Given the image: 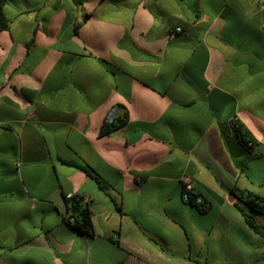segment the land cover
Here are the masks:
<instances>
[{"label":"crops","instance_id":"obj_1","mask_svg":"<svg viewBox=\"0 0 264 264\" xmlns=\"http://www.w3.org/2000/svg\"><path fill=\"white\" fill-rule=\"evenodd\" d=\"M3 13L0 264H264L238 210L264 225L243 204L264 199L249 168L264 163V0H6ZM183 175L205 209L182 202ZM67 195L90 199V238L64 223Z\"/></svg>","mask_w":264,"mask_h":264},{"label":"trees","instance_id":"obj_2","mask_svg":"<svg viewBox=\"0 0 264 264\" xmlns=\"http://www.w3.org/2000/svg\"><path fill=\"white\" fill-rule=\"evenodd\" d=\"M5 3L6 0H0V33L8 29V21L6 20L3 13V8ZM77 30L78 27H76L75 33H77ZM123 123L124 122L120 118H117L116 122L114 121L112 123H106L102 125L99 130L98 136L104 137L109 135L119 126H121ZM229 128H230L231 136L235 138L242 147L248 150L253 147L255 141L251 138L250 134L246 130H244V128L239 123L233 122L230 124ZM248 144H250L251 146L249 147ZM63 162L64 164L70 167H75L81 170L89 178L94 179L96 182H98V178H99L98 175L89 166L72 161H63ZM246 196L249 200L243 202L244 206L253 213L264 215V199L257 195H253L251 193H248ZM64 203L67 213L74 220V225H70L68 219H65L64 223L69 227H71L76 232L80 233L81 235L90 238L92 236V225L90 222V211L88 207L81 203V199L77 195L72 196L70 199L64 197ZM203 204H204L203 209H205L204 201ZM238 210L241 216L243 217L248 228L255 234L261 236L262 239L264 240V225L258 223L254 218V216L249 212H246L240 208H238Z\"/></svg>","mask_w":264,"mask_h":264},{"label":"built area","instance_id":"obj_3","mask_svg":"<svg viewBox=\"0 0 264 264\" xmlns=\"http://www.w3.org/2000/svg\"><path fill=\"white\" fill-rule=\"evenodd\" d=\"M175 32L179 33V32H181V29L177 28V29H175ZM112 115H113V111L109 116V121L113 120ZM248 145H249V147L251 146L250 144H248ZM180 183H181V200H182V202H184L185 204L203 209V206H204L203 200L199 196L196 188L194 187L192 179L187 175H183L180 178ZM72 196H74V195H67L66 198L70 199ZM77 196L80 197L81 203L83 205L87 206L89 209L90 199L88 197L82 196V195H77ZM65 219L69 220L70 225H74V220L70 217L69 214H67Z\"/></svg>","mask_w":264,"mask_h":264},{"label":"rangeland","instance_id":"obj_4","mask_svg":"<svg viewBox=\"0 0 264 264\" xmlns=\"http://www.w3.org/2000/svg\"><path fill=\"white\" fill-rule=\"evenodd\" d=\"M261 169L262 172H264V163H260V162H254L253 164L249 165V168L250 169H253V168H259Z\"/></svg>","mask_w":264,"mask_h":264}]
</instances>
